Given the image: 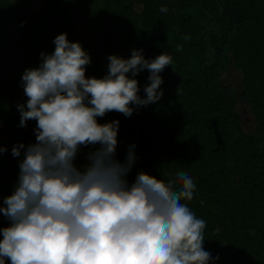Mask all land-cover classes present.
Returning <instances> with one entry per match:
<instances>
[{"label": "trees", "instance_id": "trees-1", "mask_svg": "<svg viewBox=\"0 0 264 264\" xmlns=\"http://www.w3.org/2000/svg\"><path fill=\"white\" fill-rule=\"evenodd\" d=\"M61 33L91 57L87 77L102 78L109 55L130 58L133 49L146 59L172 57L160 100L98 122L119 121L121 162L136 146L129 183L140 171L165 181L177 172L192 177L196 189L185 203L206 222L210 264H264V0H0V168H10L0 169V181L10 195L24 151L14 157L12 147L35 143L36 128L34 120L20 126L22 75L37 63L21 64L19 50L28 46L41 60ZM230 67L240 74L237 96L250 109L252 130L243 128L237 96L223 81ZM149 75L145 69L135 77L141 97ZM94 147H81L78 167Z\"/></svg>", "mask_w": 264, "mask_h": 264}, {"label": "clouds", "instance_id": "clouds-1", "mask_svg": "<svg viewBox=\"0 0 264 264\" xmlns=\"http://www.w3.org/2000/svg\"><path fill=\"white\" fill-rule=\"evenodd\" d=\"M53 43L54 51L42 52L39 66L22 75L28 99L18 105L20 126L36 121L35 143L12 147L14 157L24 151L14 191L0 206L10 222L0 229V264H210L206 222L185 203L196 189L192 177L177 172L165 181L140 171L129 183L136 146L118 160L119 121L97 119L112 111L130 117L133 105L160 100L161 73L172 57L146 59L133 49L130 58L109 55L102 78L87 77L91 57L82 45L67 33ZM145 69L150 83L141 97L135 77ZM89 145L99 147L78 167L80 149Z\"/></svg>", "mask_w": 264, "mask_h": 264}, {"label": "rangeland", "instance_id": "rangeland-1", "mask_svg": "<svg viewBox=\"0 0 264 264\" xmlns=\"http://www.w3.org/2000/svg\"><path fill=\"white\" fill-rule=\"evenodd\" d=\"M12 34L17 37V31L13 30ZM19 61L21 62V64H23L24 66H27L33 62H36L37 64L35 65L36 67L39 66V64L42 62V60H37L35 58V54H34V50L28 46L25 45H21L20 50H19ZM34 64V63H33ZM239 72L234 69L233 67H230L229 72L227 74H225L223 76V81L227 84L228 89L237 96V93L239 91ZM27 97L24 95V90L22 89V95L21 98L19 100V103L22 104H26L27 102ZM23 101V102H22ZM22 102V103H21ZM237 110L240 112L241 114V123L243 125V128L245 130H252L253 129V117L252 114L250 112V109L248 107V105L237 96ZM16 114V113H15ZM3 123L6 128H7V132L10 131V127L8 126V124H6L5 122H1ZM2 139L0 138V146L2 145ZM10 194H8L7 192L4 193V197L9 196Z\"/></svg>", "mask_w": 264, "mask_h": 264}, {"label": "flooded vegetation", "instance_id": "flooded-vegetation-1", "mask_svg": "<svg viewBox=\"0 0 264 264\" xmlns=\"http://www.w3.org/2000/svg\"><path fill=\"white\" fill-rule=\"evenodd\" d=\"M0 126H1V125H0ZM2 128H3V127H0V138H1V139H2V137L5 136V132H6V129L3 130ZM1 154L4 155V152L1 153ZM0 157H2V156H0ZM2 167H3V169H2ZM0 169L4 170V174H6V173H7V170H9L10 168H9V167L3 162V164H2V166H1ZM10 171H11V170H10ZM2 183H3V182L0 181V206H3V199L5 198V197H4V193L6 192V191L4 190V185H3ZM8 226H10V222L8 221V219H7L6 217L3 216L2 213H0V229H2V228H4V227H8ZM2 238H3V237H2V233H0V239H2ZM6 264H10V261L6 260Z\"/></svg>", "mask_w": 264, "mask_h": 264}]
</instances>
